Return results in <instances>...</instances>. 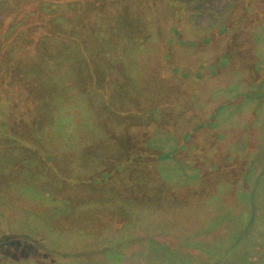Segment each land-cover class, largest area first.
I'll use <instances>...</instances> for the list:
<instances>
[{
  "label": "rangeland",
  "instance_id": "obj_1",
  "mask_svg": "<svg viewBox=\"0 0 264 264\" xmlns=\"http://www.w3.org/2000/svg\"><path fill=\"white\" fill-rule=\"evenodd\" d=\"M0 264H264V0H0Z\"/></svg>",
  "mask_w": 264,
  "mask_h": 264
},
{
  "label": "trees",
  "instance_id": "obj_2",
  "mask_svg": "<svg viewBox=\"0 0 264 264\" xmlns=\"http://www.w3.org/2000/svg\"><path fill=\"white\" fill-rule=\"evenodd\" d=\"M70 18H71V16L65 15V19L58 18L55 20V22H57V24L59 26H62V25L65 26V24H67V22L70 20ZM65 28H66V26H65ZM105 37H107V34H105ZM105 37L103 36V38H105ZM103 38L101 40H103ZM101 40H100V42L103 43L105 46H109L110 48L114 46V44L112 42H104ZM96 87H99V84ZM112 145L114 146L113 149L111 148ZM112 145H110V147H109V148H111L112 154H110V156H108V155L106 156L108 158L107 160L103 159V160H105V162H103L102 165L105 167L104 169H106L107 172L105 170L104 171L106 173H104V171H102L100 173V175H96V176L92 177L91 176L92 174H91L89 176V178L85 179V180L78 179V178H74V180H77L79 182H84V183L88 184V186L98 185V186L102 187L103 190H106L107 192L114 190L115 192L124 195V196H122L123 200H126V199L129 200V197L126 196L127 193L129 194V190H127L129 188H127V187H128L129 183L133 182V180H132L133 177L129 176V177L125 178L122 182H120L121 187H119V182H115V180H117V177H119V178L124 177L125 174H127V172H129V169H130L129 166L131 165V163H132V167L135 166L131 170V172H133V173H134V171H139V168H140L139 165L141 162H142V164L146 163L148 166L147 159H150L151 156L149 154H147L148 152H146V153L141 152V153H138L136 156H134V158H131L127 154V151L125 148L126 145H124V144H116V146L114 144H112ZM136 152H137V150H136ZM160 157H161V155H160ZM95 179H97V180H95ZM148 181L152 183V178H149Z\"/></svg>",
  "mask_w": 264,
  "mask_h": 264
}]
</instances>
